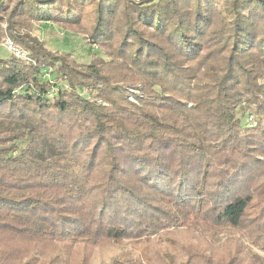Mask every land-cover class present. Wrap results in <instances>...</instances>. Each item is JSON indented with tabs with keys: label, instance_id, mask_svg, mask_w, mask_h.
<instances>
[{
	"label": "trees",
	"instance_id": "16d2710c",
	"mask_svg": "<svg viewBox=\"0 0 264 264\" xmlns=\"http://www.w3.org/2000/svg\"><path fill=\"white\" fill-rule=\"evenodd\" d=\"M48 21L88 29L91 62L31 33ZM6 37L31 62L0 59V264L184 228L227 243L184 264H264V0H0Z\"/></svg>",
	"mask_w": 264,
	"mask_h": 264
},
{
	"label": "rangeland",
	"instance_id": "374dc122",
	"mask_svg": "<svg viewBox=\"0 0 264 264\" xmlns=\"http://www.w3.org/2000/svg\"><path fill=\"white\" fill-rule=\"evenodd\" d=\"M31 33L45 41L47 43L46 47L50 49L51 52H70L73 58L81 64L90 63L93 53L96 52L95 50H99L98 46L89 42V39L87 38L88 29L86 28H83L81 32H75L64 29L59 25L48 21L35 23L32 26ZM2 41V44H0V59L8 58L13 54L25 62H31L29 53L22 47L13 43L10 38L6 37ZM101 56H103V58L106 57L104 55ZM43 74L48 76L51 74V70L49 68L45 71L43 70ZM64 85L66 86L67 84ZM86 91L89 94L88 97H90V99L97 98L94 95V90L92 88H87ZM126 91L127 93L133 94L134 100L137 99V96L134 94L140 93V90L134 87H127ZM249 115L253 116V119L256 122L255 126H258L260 123L263 125L264 118L259 119L254 114ZM224 234H228L229 236L230 233L226 232ZM193 236H195V234L192 230L184 228L180 231L172 230L171 232H168V234L158 238V241L153 242V244H149L143 240L130 241L125 239L118 245L95 248L90 259V264H108L115 257L135 258L136 256H141L144 263L147 262L148 264V258L152 257L155 248H157V250H155L154 256L151 259V262L154 264H172L173 262L174 264H184L186 260V251L193 253L200 249H205V252L207 254L209 253L211 256L215 255L216 259H220L222 256L226 255L227 243L211 245V243L215 242L213 239L208 238V243H206V245H201L197 244L199 242L196 240H193L196 237ZM155 243H157L158 246L155 245ZM166 253L169 254L166 255V257H163ZM171 254H173V256ZM78 255L83 257L79 251ZM209 255L206 256L208 257Z\"/></svg>",
	"mask_w": 264,
	"mask_h": 264
},
{
	"label": "built area",
	"instance_id": "2783aa9c",
	"mask_svg": "<svg viewBox=\"0 0 264 264\" xmlns=\"http://www.w3.org/2000/svg\"><path fill=\"white\" fill-rule=\"evenodd\" d=\"M128 97H129V99L134 100V98H133V94H129ZM246 120H247V126H248L249 128L255 127L256 122L254 121L252 115H248L247 118H246ZM263 126H264V122H263Z\"/></svg>",
	"mask_w": 264,
	"mask_h": 264
}]
</instances>
